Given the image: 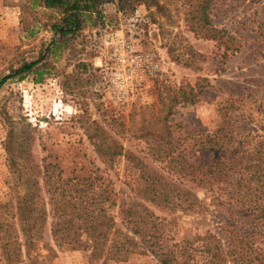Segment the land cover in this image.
Returning a JSON list of instances; mask_svg holds the SVG:
<instances>
[{
    "label": "rangeland",
    "instance_id": "obj_1",
    "mask_svg": "<svg viewBox=\"0 0 264 264\" xmlns=\"http://www.w3.org/2000/svg\"><path fill=\"white\" fill-rule=\"evenodd\" d=\"M195 4L196 0H110L98 13L85 15L75 35L54 45L57 35L48 26L59 12L25 0H0V78L50 48L35 73L9 78L0 86V202L8 198L17 176L5 149L11 126L24 132L25 152L17 160L37 168L44 162L57 164L63 176L91 173L109 178L116 202L109 213L123 231L129 228L120 210L140 199L133 172L123 158L106 166L88 133L105 130L166 182L205 197L191 183L180 185L167 160L154 158L149 147L166 141L168 125L172 144L189 152L194 133L215 132L220 124L218 107L228 98L238 99L239 109L232 112L236 129L264 133V0L212 2V23L234 38L222 43L194 31ZM196 82L202 86L196 102L170 100L174 89ZM162 102L172 105L164 123L153 117L162 116ZM153 103L155 109H143ZM150 130L163 139L143 135ZM188 156L194 158L193 153ZM214 156L212 151L210 158ZM145 204L172 221L166 231L175 241L216 227V209L208 199L196 215ZM49 221L38 251L51 264H160L154 248L138 236L137 247L126 259L89 261L87 251L54 242Z\"/></svg>",
    "mask_w": 264,
    "mask_h": 264
},
{
    "label": "trees",
    "instance_id": "obj_2",
    "mask_svg": "<svg viewBox=\"0 0 264 264\" xmlns=\"http://www.w3.org/2000/svg\"><path fill=\"white\" fill-rule=\"evenodd\" d=\"M25 1L59 12L48 27L57 35L53 44L61 45L82 28L85 15L98 13L100 6L110 0ZM213 1L196 0L192 15L197 25L194 31L200 30L202 38L218 43L233 42L234 38L224 28H217L209 17ZM155 5L163 7L158 2ZM49 51L46 46L36 59L11 68L0 78V86L9 78L23 79L26 74L35 73ZM38 75L40 81L42 72ZM200 84L180 85L173 90L175 95L170 100L196 102L202 92ZM237 100L228 98L220 104V124L212 135L194 133V143L187 152L193 153V159L185 148L177 149L172 144L168 125L164 133L166 141L149 147L154 158L167 160L180 185L193 184L204 191V198L166 182L105 130L86 134L106 166L123 158L133 172L140 199L120 210L128 231L117 228L109 213L116 205L109 178L91 173L63 176L57 164L44 162L37 168L17 160L25 152L24 132L11 126L5 149L10 169L17 176L9 187L8 198L0 202V264H51L49 257L38 251L49 220L48 232L54 242L87 251L89 261L126 259L137 247L138 236L154 248L160 264H264V133L233 126L232 112L239 109ZM161 106L162 116L153 114V117L164 123L172 105L162 102ZM150 108L155 109V104L143 106L151 111ZM143 135L164 137L152 130ZM212 151L216 156L210 158ZM206 199L216 209V227L180 241L167 237L166 229L172 221L156 215L145 204L148 201L196 215L203 210ZM46 247L51 249L49 244Z\"/></svg>",
    "mask_w": 264,
    "mask_h": 264
}]
</instances>
